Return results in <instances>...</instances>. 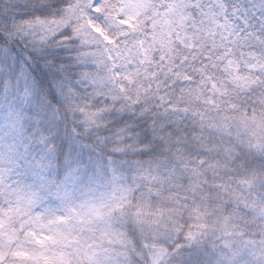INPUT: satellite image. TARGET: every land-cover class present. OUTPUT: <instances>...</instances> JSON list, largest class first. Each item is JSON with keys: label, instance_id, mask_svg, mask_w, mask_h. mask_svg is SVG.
Wrapping results in <instances>:
<instances>
[{"label": "snow or ice", "instance_id": "snow-or-ice-1", "mask_svg": "<svg viewBox=\"0 0 264 264\" xmlns=\"http://www.w3.org/2000/svg\"><path fill=\"white\" fill-rule=\"evenodd\" d=\"M0 264H264V0H0Z\"/></svg>", "mask_w": 264, "mask_h": 264}]
</instances>
